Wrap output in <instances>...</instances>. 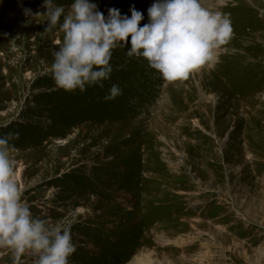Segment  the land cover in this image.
I'll list each match as a JSON object with an SVG mask.
<instances>
[{
  "label": "rangeland",
  "instance_id": "374dc122",
  "mask_svg": "<svg viewBox=\"0 0 264 264\" xmlns=\"http://www.w3.org/2000/svg\"><path fill=\"white\" fill-rule=\"evenodd\" d=\"M93 2L143 25L154 0ZM201 3L234 29L213 69L169 83L116 48L103 88L66 92L43 0H0V135L33 216L72 222L69 264H264V0Z\"/></svg>",
  "mask_w": 264,
  "mask_h": 264
},
{
  "label": "clouds",
  "instance_id": "9594fccd",
  "mask_svg": "<svg viewBox=\"0 0 264 264\" xmlns=\"http://www.w3.org/2000/svg\"><path fill=\"white\" fill-rule=\"evenodd\" d=\"M228 3L220 0L219 6ZM42 6L43 12L33 14L27 9L26 13L44 15L45 31L59 26L63 32L46 74L57 90L66 92L103 88L113 72L111 58L116 48H126L129 58L145 60L169 83L187 80L205 67L213 69L220 50L234 36L230 16L205 8L201 0H154L143 25L144 14L135 7L130 16L115 7L105 16L93 0H72L67 11L55 0H43ZM122 94L121 87L112 84L104 99L114 100ZM13 135H0V257L10 255L11 264H22V257L31 254L35 264H69L76 250L73 224L49 227L33 216L16 180Z\"/></svg>",
  "mask_w": 264,
  "mask_h": 264
},
{
  "label": "bare ground",
  "instance_id": "6f19581e",
  "mask_svg": "<svg viewBox=\"0 0 264 264\" xmlns=\"http://www.w3.org/2000/svg\"><path fill=\"white\" fill-rule=\"evenodd\" d=\"M60 142H63V143H66L65 141H60ZM69 143V142H68ZM65 145V144H64ZM54 159V158H53ZM145 261V260H144ZM136 264H142V262L141 261H137V263Z\"/></svg>",
  "mask_w": 264,
  "mask_h": 264
}]
</instances>
